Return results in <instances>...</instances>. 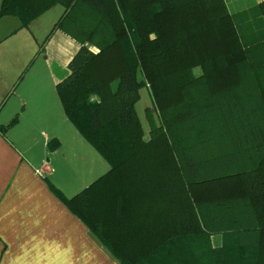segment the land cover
Wrapping results in <instances>:
<instances>
[{"label":"trees","instance_id":"16d2710c","mask_svg":"<svg viewBox=\"0 0 264 264\" xmlns=\"http://www.w3.org/2000/svg\"><path fill=\"white\" fill-rule=\"evenodd\" d=\"M56 4L46 39L79 44L56 93L109 165L60 200L118 264H264V1L1 0L0 18Z\"/></svg>","mask_w":264,"mask_h":264},{"label":"crops","instance_id":"0c3cea01","mask_svg":"<svg viewBox=\"0 0 264 264\" xmlns=\"http://www.w3.org/2000/svg\"><path fill=\"white\" fill-rule=\"evenodd\" d=\"M56 5L27 27L14 16L0 18V127L18 116L0 128V264H118L56 193L70 197L109 168L56 93L79 48L60 30L46 39L62 6L44 36L33 34L45 31L38 20ZM211 242L220 246V235Z\"/></svg>","mask_w":264,"mask_h":264},{"label":"rangeland","instance_id":"374dc122","mask_svg":"<svg viewBox=\"0 0 264 264\" xmlns=\"http://www.w3.org/2000/svg\"><path fill=\"white\" fill-rule=\"evenodd\" d=\"M60 10H62L61 6L60 5H56L55 8H53L52 10H50L49 12H47L46 14H44V16H42V18H40L38 21L40 23H44L45 24V27L43 29L45 31H43V33H38V30H34V33H33L34 36H40L42 34L44 36L49 31V29L51 27V24L53 22L52 20H55L57 18L56 17V16H58L57 13ZM195 71H198V69H195ZM147 107H150L151 110H154V108L152 106L151 96H150L149 90L146 87H142L139 90V100L136 103L135 108H136V112H137V114H138V116L140 118V121H141V124H142V128H143V130L145 132V137L146 138H147V132H148V125H147V121H146V118H145V115H144V110ZM97 157H99V156H97ZM97 159H100V158H97ZM101 172L102 173H99L100 176L105 171H101ZM98 176L95 177V178H98ZM95 178L93 180H95ZM142 189H145V188H142ZM113 231H114V234L115 235H116V233L118 234V237L117 238L120 239V240H121V238L123 240H125L126 237H127V234H129V232L128 233L127 232H125V233L119 232L118 231V226L114 227L113 228Z\"/></svg>","mask_w":264,"mask_h":264},{"label":"built area","instance_id":"2783aa9c","mask_svg":"<svg viewBox=\"0 0 264 264\" xmlns=\"http://www.w3.org/2000/svg\"><path fill=\"white\" fill-rule=\"evenodd\" d=\"M39 173H41L40 171H38ZM42 177H44L43 175H41Z\"/></svg>","mask_w":264,"mask_h":264}]
</instances>
